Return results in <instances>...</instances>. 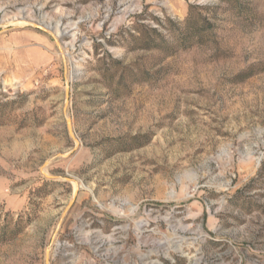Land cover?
I'll list each match as a JSON object with an SVG mask.
<instances>
[{
  "label": "rangeland",
  "instance_id": "1",
  "mask_svg": "<svg viewBox=\"0 0 264 264\" xmlns=\"http://www.w3.org/2000/svg\"><path fill=\"white\" fill-rule=\"evenodd\" d=\"M0 264H264V0H0Z\"/></svg>",
  "mask_w": 264,
  "mask_h": 264
},
{
  "label": "bare ground",
  "instance_id": "2",
  "mask_svg": "<svg viewBox=\"0 0 264 264\" xmlns=\"http://www.w3.org/2000/svg\"><path fill=\"white\" fill-rule=\"evenodd\" d=\"M20 23H21V21H20ZM25 23V21H23V23H22V25ZM28 23V22H27Z\"/></svg>",
  "mask_w": 264,
  "mask_h": 264
}]
</instances>
